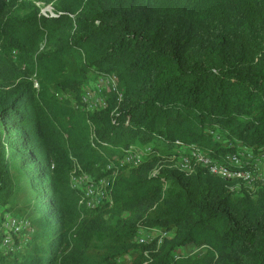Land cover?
Masks as SVG:
<instances>
[{"label": "trees", "instance_id": "16d2710c", "mask_svg": "<svg viewBox=\"0 0 264 264\" xmlns=\"http://www.w3.org/2000/svg\"><path fill=\"white\" fill-rule=\"evenodd\" d=\"M110 74L121 98L86 111ZM130 146L149 151L120 166ZM197 149L264 156V0H0V264H264V185L175 168ZM113 173L78 205L72 174Z\"/></svg>", "mask_w": 264, "mask_h": 264}, {"label": "built area", "instance_id": "2783aa9c", "mask_svg": "<svg viewBox=\"0 0 264 264\" xmlns=\"http://www.w3.org/2000/svg\"><path fill=\"white\" fill-rule=\"evenodd\" d=\"M50 7V6H49ZM42 15L53 16L52 8L46 9L44 7L41 9ZM35 86L37 84L35 83ZM116 93L118 98H121V95L117 89V80L113 74L102 76L97 79L95 82H92L90 85L86 86L84 92L81 96V102L86 111H95L105 109L108 106L107 102V93ZM149 151L148 147L143 149L130 146L125 152L123 158L120 160L119 165H130L136 166L142 160L143 155ZM239 156H230L228 159L233 164L248 163L251 159L250 152L247 151H238ZM264 159V156L261 159H256L253 162V168L250 170H239L231 169L225 165L219 164L214 161V159L207 153L197 149L191 151L189 155L180 154L175 162L174 166L180 172L188 175L191 174L195 166H204L207 167L209 172L212 175L229 179L232 182H235V185L231 187V190H235V186H243L249 190H253L254 182L257 180L256 175L259 171V162ZM109 169L112 168L111 165L108 166ZM74 174V173H73ZM71 176V185L74 188H77L81 193V198L78 205L84 206V208L92 210L102 203L110 202V190H111V174L110 177L100 178L93 180L87 176ZM238 189V188H237ZM7 224L9 227H16L17 221L8 218ZM6 225V224H5ZM21 226H26L25 223ZM167 236L166 232L160 228H142L138 231L136 240L139 243L151 244L156 241V244L159 245L162 243L163 239ZM10 236H5V239L2 243V246L8 248L11 241Z\"/></svg>", "mask_w": 264, "mask_h": 264}, {"label": "rangeland", "instance_id": "374dc122", "mask_svg": "<svg viewBox=\"0 0 264 264\" xmlns=\"http://www.w3.org/2000/svg\"><path fill=\"white\" fill-rule=\"evenodd\" d=\"M50 7L47 6L46 9H49ZM256 181L258 182H261L263 185H264V159L260 160L259 162V171H258V174L256 175ZM255 181V182H256ZM255 182L253 184H255ZM238 188V189H237ZM239 190H241V187L239 186H235V190L234 192H238ZM27 193V190L24 189L23 192H22V195L26 194ZM28 194V193H27ZM32 215V212H30V216ZM0 250H3L2 248H0ZM187 252H190L191 250H193V248H187ZM186 252V253H187Z\"/></svg>", "mask_w": 264, "mask_h": 264}]
</instances>
